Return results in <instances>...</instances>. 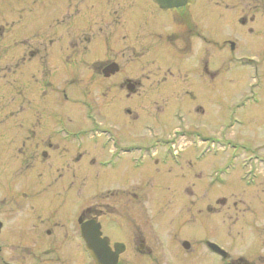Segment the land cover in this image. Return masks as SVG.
Instances as JSON below:
<instances>
[{
  "label": "flooded vegetation",
  "instance_id": "flooded-vegetation-1",
  "mask_svg": "<svg viewBox=\"0 0 264 264\" xmlns=\"http://www.w3.org/2000/svg\"><path fill=\"white\" fill-rule=\"evenodd\" d=\"M251 64L228 120L264 139V0H0V264H264L260 144L235 164L179 144L212 137L214 82ZM186 159L209 166L151 194L123 171Z\"/></svg>",
  "mask_w": 264,
  "mask_h": 264
},
{
  "label": "rangeland",
  "instance_id": "rangeland-1",
  "mask_svg": "<svg viewBox=\"0 0 264 264\" xmlns=\"http://www.w3.org/2000/svg\"><path fill=\"white\" fill-rule=\"evenodd\" d=\"M230 31L231 30L226 23L217 20H214L212 22L213 38L223 37L226 34L230 33ZM228 73L234 74L235 72L229 70ZM234 75L235 78L239 76L238 81L235 80L231 82L232 78L230 79V75L226 78L223 76L221 84L214 82V85H216L217 87L213 86L210 102L206 104L210 112L207 130L212 134V137L209 138L207 141L203 138L198 137L189 139L184 142L180 141L179 143L180 145H183V148H185L187 151L195 152L197 154L204 153L213 156L220 155L218 157H210V160L216 164L220 162V157H222L223 151L230 152L231 159L232 161L234 160L235 164L237 160L234 159V157L236 155L242 156V154H244L247 149H254L252 143H255V145L260 144L261 149L264 150V139H261L262 137L260 138V134L262 132L257 133L256 125H237L233 122L232 126H230L231 124L228 120L229 113L231 112L232 107L236 106L238 102L237 100H235L237 98V95H239L238 93L244 92L246 90V87L252 84V79L255 77L253 73V64L244 67L243 72H240L239 75ZM7 85L9 84L6 83L4 80L0 81V86ZM9 90H11V88L7 89L6 91L8 92ZM7 97L8 94L6 93L5 99L1 100L2 103L8 102ZM69 114H71L69 115L71 117V120L75 122L74 127H82L87 124L86 118H84L83 120L82 114H80L79 112ZM65 117L66 121L68 117ZM199 121L200 119L197 118L196 123ZM166 124L167 125H165V131H167L172 125H174V122L168 121L166 122ZM67 126L69 127V123L67 124ZM1 133L2 132L0 131V151H5V153H7L8 149H11L9 146L11 142L8 140V136V138L5 137L4 139L3 136H1ZM136 133L137 131L133 130L131 132V136L125 137V139H130L129 141L134 140V138H136ZM10 155V153H7L6 158H10ZM190 155L193 154H191L190 152L184 154V156H186L185 158H189ZM205 161L208 162V160ZM206 162H202L201 164L195 162L190 163L189 160L186 159L179 166L170 165L164 167H151L149 165H144L136 170L124 169L123 171L128 179H131L132 181H141L142 183H144V185L148 188L147 190L151 194L155 193V191L151 190V185L148 184V182L151 181L158 183L159 181H162L169 184L173 181H179L184 179L187 180L190 173L203 172L205 170L204 167L209 166L206 164ZM230 165L232 166V163H230ZM119 171L120 169L112 171H101L100 175L96 179L90 177L87 181H103L107 184V186H109L110 184H113V181L118 182L124 179V177L120 179L121 173ZM93 177H95L94 174ZM227 182L233 183L234 180L228 178ZM157 195L158 197L164 198L177 197V195H174V193L167 191L159 192Z\"/></svg>",
  "mask_w": 264,
  "mask_h": 264
},
{
  "label": "water",
  "instance_id": "water-1",
  "mask_svg": "<svg viewBox=\"0 0 264 264\" xmlns=\"http://www.w3.org/2000/svg\"><path fill=\"white\" fill-rule=\"evenodd\" d=\"M161 7L170 8L185 5L187 2L194 0H155Z\"/></svg>",
  "mask_w": 264,
  "mask_h": 264
}]
</instances>
